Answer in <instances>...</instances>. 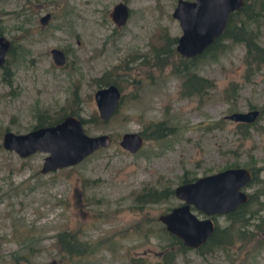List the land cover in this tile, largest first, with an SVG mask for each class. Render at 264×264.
Masks as SVG:
<instances>
[{
	"label": "rangeland",
	"instance_id": "obj_1",
	"mask_svg": "<svg viewBox=\"0 0 264 264\" xmlns=\"http://www.w3.org/2000/svg\"><path fill=\"white\" fill-rule=\"evenodd\" d=\"M176 1L0 0V35L10 43L0 67V264H163L172 240L158 216L180 202L172 196L139 205L134 196L229 167L256 171L244 190L255 197L252 209L262 202L264 217V66L246 78L243 44L224 40L222 51L202 56L193 69L212 87L180 95L182 79L170 64L152 65L154 52L181 35ZM118 2L128 8L121 26L111 16ZM257 28L264 46V19ZM53 48L63 64L53 61ZM99 78L120 91L107 120L93 101ZM73 90L84 132L108 134L109 146L48 173L40 172L46 153L20 157L2 146L5 131L25 133L39 115L53 120L70 110ZM255 109L248 127L228 118ZM158 123L169 133L148 137ZM124 133L142 137L134 153L119 146ZM215 217L220 226L229 222ZM250 222L246 236L224 251L200 255L173 245L174 264H264V230L257 217ZM64 232L86 250L82 256L62 251L57 235Z\"/></svg>",
	"mask_w": 264,
	"mask_h": 264
},
{
	"label": "water",
	"instance_id": "obj_2",
	"mask_svg": "<svg viewBox=\"0 0 264 264\" xmlns=\"http://www.w3.org/2000/svg\"><path fill=\"white\" fill-rule=\"evenodd\" d=\"M243 0H177L172 16L178 21L181 35L176 40V51L187 58L201 54L224 30L231 12L238 10ZM117 26L126 22L127 5L118 2L111 13ZM9 41L0 36V67L5 62ZM53 61L63 64L61 50H50ZM120 91L109 84L97 88L93 93L98 116L107 120L116 110ZM258 110L235 112L229 119L245 123L253 122ZM111 143L108 134L87 135L80 119L67 115L52 125L35 127L25 133L5 131L2 146L20 157L34 152H43L40 172L48 173L77 164L88 154ZM142 145L138 133H124L119 146L134 153ZM253 173L244 167H229L215 173L196 177L173 188L179 204L160 214L158 220L166 231L176 236L189 249L202 245L214 230V215H226L248 201L245 187L252 181ZM198 214V215H197Z\"/></svg>",
	"mask_w": 264,
	"mask_h": 264
},
{
	"label": "trees",
	"instance_id": "obj_3",
	"mask_svg": "<svg viewBox=\"0 0 264 264\" xmlns=\"http://www.w3.org/2000/svg\"><path fill=\"white\" fill-rule=\"evenodd\" d=\"M261 19H264V0H243V4L238 10L230 13L227 24L221 35L217 37L209 46H207L201 54L191 58L184 57L179 53H176L172 46L176 43V39L169 38L165 44V47L154 52L155 61L152 63V65L163 68L165 65L170 64L171 71L174 74L180 75L182 79L180 95L185 97L192 95H202V93H205L208 88L212 87V83L208 79L199 76L194 72L193 69L195 64L199 58L206 54L215 55L217 52L222 51L224 40H228L230 42L243 44L244 74L246 78H249L258 72L262 66H264V46H262L258 41L259 31L257 28V24ZM254 24L256 25L254 26ZM173 55L175 58L177 57V59H174V61H169V56ZM97 83L98 87H103L109 84L117 86L115 81H110L107 78L105 80L99 78L97 79ZM234 88L235 86L231 85L225 91H229L231 94V91H233ZM80 106V98L78 97L76 90H73L71 92V103L69 106L70 110H63L64 112L53 120H48L45 117L39 115L37 117L35 127L55 124L67 115H74L78 117L83 124L84 120L80 118L79 115L81 112ZM239 124L243 125L244 127H248L251 123ZM155 128L157 129H153L154 133L148 137L157 139L169 133V129L161 126V123H158ZM245 132L246 130L242 133L244 134ZM255 178L256 171L253 174V179L251 182H254ZM193 179L183 177L181 183L189 182ZM146 187L147 188L141 189V191L134 196V201L139 205L167 200L168 198L174 196L173 189L169 186H164L161 188L151 186ZM254 202L255 197H253L251 194H248V201L246 203L241 204L233 212L225 215L226 220L229 221L227 224L220 226L215 222L213 232L202 245L194 249L195 252L202 255L209 254L213 251L226 250L235 237L243 239L246 236L248 233L247 226L251 224L250 220L256 217L258 218V222L255 224V226L260 230H264V217L258 215V212L262 209L263 204L262 202H259V208L252 209L251 205ZM168 236L172 240L171 246L167 248L166 251H164L162 255V261L163 264H174L177 251L172 246L175 244L178 245L181 252L186 251L189 248L185 247L181 240L176 236L171 235L170 233H168ZM57 237L59 244H61L60 247H62V251L68 255L82 256L86 251L81 244L76 242V237L69 233H59Z\"/></svg>",
	"mask_w": 264,
	"mask_h": 264
},
{
	"label": "flooded vegetation",
	"instance_id": "obj_4",
	"mask_svg": "<svg viewBox=\"0 0 264 264\" xmlns=\"http://www.w3.org/2000/svg\"><path fill=\"white\" fill-rule=\"evenodd\" d=\"M42 20H44V19H42ZM0 36H1V35H0ZM9 48H10V45H9ZM8 50H9V49H8ZM193 180H194V179H193ZM191 181H192V180H191ZM197 215H198V214H197ZM215 216H217V215H214V216L211 217V218L213 219L214 224H215V220H214V219L216 218Z\"/></svg>",
	"mask_w": 264,
	"mask_h": 264
}]
</instances>
